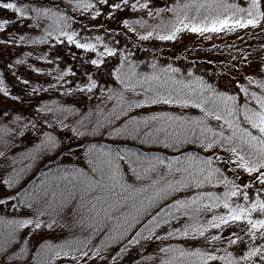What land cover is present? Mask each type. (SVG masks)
<instances>
[{"label": "trees", "instance_id": "obj_1", "mask_svg": "<svg viewBox=\"0 0 264 264\" xmlns=\"http://www.w3.org/2000/svg\"><path fill=\"white\" fill-rule=\"evenodd\" d=\"M40 2L59 12L47 20L33 21V28L27 27L30 21L14 25L16 31L9 35L16 43H0V65L19 54V71L41 81L39 89L45 96L56 97L41 101L53 110V122L72 115L60 109L63 102L88 105L78 121L67 120L75 134H63L39 164L48 170L51 188L70 192L76 201L73 211L64 217L68 230L53 234L73 258H59L56 264H109L90 257L93 253L107 256L109 245L122 243L134 231L136 239L151 235L161 224L172 228L169 222L176 220L181 222L180 236L199 237L189 240L187 247L184 238H175L173 248L185 254L183 264H209L212 256L219 257L221 264H253L239 252L243 242L251 251L258 247L264 253V240L259 239L264 236V188L258 185L264 178V78L248 82L247 100L235 95L231 77L242 79L240 73L247 69L235 68L239 52L220 47L228 42L243 47V42L231 40L232 35L212 34L213 48V44H199L202 38L189 32H181L175 41L161 39L175 31L182 19L168 7L157 10L172 0H116L124 11L116 10L111 17L105 0ZM247 2L225 0L227 11H218L238 18L251 13L264 26L259 0L245 7ZM177 3L187 5L184 12L197 22L209 13L206 3L201 7V0ZM23 4L24 0H9V6L17 10ZM71 24L79 29L83 24L103 28L96 34L97 45L77 50L71 41ZM21 32L24 36L18 39ZM243 34L254 49L259 44L253 36L264 42V31L252 29ZM86 51L91 53L85 61L90 68L84 73L76 71L74 55ZM93 58L98 64L107 63L94 68ZM47 60L51 63L44 62ZM190 62L203 79L175 70L176 65L187 68ZM33 66L43 74L37 76L30 70ZM6 74V70L0 73V81ZM93 76L102 88L95 100H85L77 89ZM14 84V78L8 76L0 91ZM254 84H259V90ZM70 85H74L71 93ZM226 87L229 92L222 91ZM12 90L22 92L23 99L17 103L0 95V109L23 107L27 111L36 102L27 85ZM169 99L181 107L164 103L141 107L145 102ZM191 103L203 104L199 113L185 107ZM172 156L180 159L172 160ZM248 180L252 183H246ZM3 192L0 186V194ZM229 228L235 231L234 237L222 235ZM171 234L177 235V231L173 229ZM196 244L200 247L194 248Z\"/></svg>", "mask_w": 264, "mask_h": 264}, {"label": "snow or ice", "instance_id": "obj_2", "mask_svg": "<svg viewBox=\"0 0 264 264\" xmlns=\"http://www.w3.org/2000/svg\"><path fill=\"white\" fill-rule=\"evenodd\" d=\"M76 2L81 3V0H76ZM254 2L256 0H248L244 6L247 7L248 3ZM105 3L109 9L107 12L109 17L114 15L116 10L124 11V8L120 7L116 0H112L111 3L105 0ZM205 3L208 5L209 13L200 18L198 22L187 16L184 12L187 5L178 4L177 0H172L171 4L167 6L163 4L157 6V10L168 7L170 11L174 10L177 16L182 17L175 31L160 38L166 41H175L181 32L196 34L202 40H212L214 38L212 34L217 36L236 35L243 42V47H233L231 42L221 44L220 47L240 53V59L236 61L235 68L239 70L244 67L247 71L240 73L242 79L236 75L231 78L234 80V94L247 100L245 86L248 82L264 78V42H261L257 36H253V40L259 44V47L254 49L245 40L243 33L252 29L264 31L261 19L251 13L247 18H238L231 14L224 15L218 10L227 11L225 0H201V7ZM147 7L150 8L151 3ZM259 7L261 12H264V0H259ZM129 10L133 9L129 8ZM7 12H10L11 15H4ZM58 12L59 10L51 9L46 4L41 3L40 0H24L20 10L9 6V0H0V25H4L0 27V43L6 45L16 43L13 37L9 35V33L16 31L14 25L30 21L27 27L33 28L36 27L33 21L47 20ZM127 19V17L124 18L125 22ZM23 36V32L19 33L18 39L23 38ZM212 47L215 48L216 45L213 44ZM131 55L135 58V52H132ZM18 56V53L14 54L11 59L0 65V73L5 70L7 73L4 80L0 81V88L5 86L8 76H12L16 81L11 89L0 91V95L6 94L7 99L14 98L17 103H20L23 99L22 92H16L12 89L20 85H27L30 89V96L37 99L35 103L28 106L27 111L23 107L11 110L8 107L0 109V186L4 188L3 194H0V264H56L59 258H73L67 255L66 250L62 247V242H56L53 239V234L59 229L68 230V224L64 217L65 214L73 211L76 201L70 192L53 190L47 179L48 170L39 167V164L45 155L50 154V150L57 147L56 141L61 139L63 134H75V129L67 123V120L75 119L78 121L88 111V105L82 106L73 101L63 102L59 105L60 109L70 111L72 115L68 116L67 120L61 119L58 122H53L51 119L53 110L44 106L41 101L45 99L55 100L56 97L45 96L39 89L41 81H33L19 71ZM231 59L235 60V57H231ZM44 62L51 63L50 60ZM91 63L95 68L107 62L98 64L93 58ZM212 63L215 64L216 61H212ZM30 70L35 72L37 76L43 74L42 69L36 66ZM69 70L71 71L70 66ZM175 70L183 72L189 77L195 74L197 79H203L202 74L196 73L192 62L187 68L176 65ZM112 79L118 82L117 77L113 76ZM49 82H51V78ZM253 86L259 90V84ZM73 87L74 85H70L69 93L72 92ZM101 88L100 80L93 76L92 79H86L80 83L77 91L84 94L85 100H95L97 92ZM56 91L59 96H63L62 91L59 89ZM222 91L229 92L230 90L226 87ZM99 102L97 101V103ZM157 103H164L175 108L181 107L170 99L153 101L151 104L145 102L141 107L151 108L153 104ZM204 103H208V101L204 100ZM185 107L195 109V112L199 113L203 104L191 103ZM33 151L35 160H32ZM171 159L179 160L180 157L172 156ZM26 161L28 162L27 165L25 164ZM33 172L36 174L33 175ZM257 174L259 175V173ZM248 175L251 176V172ZM246 183H252V181L248 180ZM176 198L179 199L178 196ZM169 223L172 224V228L169 227L168 223L161 224L151 235L145 234L136 239H133L137 235V232L134 231L122 243L109 245L107 256H98L93 253L90 258L108 260L109 264H183L182 258L185 254L173 248V245L176 244L175 238H184L183 244L187 247L189 240H198L199 237L180 236L178 233L181 222L176 220ZM173 229L177 231V235L171 234ZM216 231H219V227ZM222 235L234 237L235 231L229 228ZM259 239L264 240V236L259 237ZM225 243L229 242L226 241ZM193 247L199 248L200 245L196 244ZM231 247L235 248L236 244L232 243ZM213 251H219V249ZM85 255L87 256V253ZM239 255L246 260H251L253 264L264 262V253H261L258 247L255 251H251L248 245L243 242ZM209 264H221V259L212 256Z\"/></svg>", "mask_w": 264, "mask_h": 264}, {"label": "rangeland", "instance_id": "obj_3", "mask_svg": "<svg viewBox=\"0 0 264 264\" xmlns=\"http://www.w3.org/2000/svg\"><path fill=\"white\" fill-rule=\"evenodd\" d=\"M72 26H73L74 30H73L71 41H72V45H75L77 50H82V49L88 50V48L90 46H96L97 45L98 41L96 38V34H97V32L101 33L103 28H93L92 26L88 27V25H84V24L82 26V29H79L76 26V24H74V25L71 24V25H69L68 28L70 29ZM84 32H86V33H84ZM225 35H227V34H225ZM195 38L200 39V37H198V36H194V39ZM199 39H197V40H199ZM235 39H237V36L232 35L231 40L236 41ZM103 40H105V38H103ZM198 43L201 45L205 44L208 47H210L213 44L210 42V40H208V42H207V40H202V39L199 40ZM0 51H1V47H0ZM89 54H91L90 51H86L85 54H80L79 56L74 55L75 56L74 69L76 71H81L84 73V70L87 71V69L90 68V66H88L85 62L87 60H90V59H87ZM258 185L264 188V178L259 179ZM90 264H96V263L93 262ZM102 264H105V262H102Z\"/></svg>", "mask_w": 264, "mask_h": 264}]
</instances>
